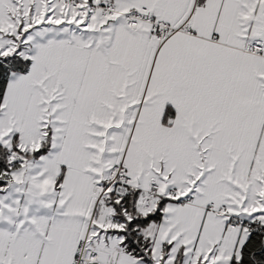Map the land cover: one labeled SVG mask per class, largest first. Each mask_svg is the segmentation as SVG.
<instances>
[{
	"label": "snow or ice",
	"instance_id": "snow-or-ice-1",
	"mask_svg": "<svg viewBox=\"0 0 264 264\" xmlns=\"http://www.w3.org/2000/svg\"><path fill=\"white\" fill-rule=\"evenodd\" d=\"M0 264H264V0H0Z\"/></svg>",
	"mask_w": 264,
	"mask_h": 264
}]
</instances>
